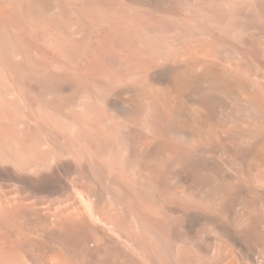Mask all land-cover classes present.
Masks as SVG:
<instances>
[{
    "label": "bare ground",
    "instance_id": "1",
    "mask_svg": "<svg viewBox=\"0 0 264 264\" xmlns=\"http://www.w3.org/2000/svg\"><path fill=\"white\" fill-rule=\"evenodd\" d=\"M0 264H264V0H0Z\"/></svg>",
    "mask_w": 264,
    "mask_h": 264
}]
</instances>
